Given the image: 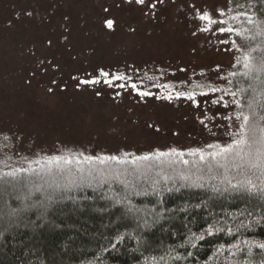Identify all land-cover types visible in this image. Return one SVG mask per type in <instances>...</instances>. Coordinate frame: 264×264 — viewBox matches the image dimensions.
Returning a JSON list of instances; mask_svg holds the SVG:
<instances>
[{
  "label": "rangeland",
  "instance_id": "374dc122",
  "mask_svg": "<svg viewBox=\"0 0 264 264\" xmlns=\"http://www.w3.org/2000/svg\"><path fill=\"white\" fill-rule=\"evenodd\" d=\"M225 3L0 0V165L203 152L236 140Z\"/></svg>",
  "mask_w": 264,
  "mask_h": 264
},
{
  "label": "trees",
  "instance_id": "16d2710c",
  "mask_svg": "<svg viewBox=\"0 0 264 264\" xmlns=\"http://www.w3.org/2000/svg\"><path fill=\"white\" fill-rule=\"evenodd\" d=\"M225 1L238 138L203 152L0 165V264H264V0Z\"/></svg>",
  "mask_w": 264,
  "mask_h": 264
},
{
  "label": "snow or ice",
  "instance_id": "6c2138e0",
  "mask_svg": "<svg viewBox=\"0 0 264 264\" xmlns=\"http://www.w3.org/2000/svg\"><path fill=\"white\" fill-rule=\"evenodd\" d=\"M135 3L138 4V5H144L145 4V0H135ZM149 7H155V5L154 4H150ZM199 19L202 20V21H205L206 23H211L212 22L211 18L206 13L202 14L199 17ZM106 24H107V27L111 28L113 26V21L108 20V21H106ZM202 30L206 31L208 29L205 27ZM229 31H232V30L229 29ZM237 35H239V33H237ZM243 60H244V67L246 69L251 70L253 68V61H254V58L251 56V53L249 52V53L245 54L244 57H243ZM259 67H260L261 70H264V58H261V60L259 62ZM114 79H120V78L116 77ZM98 82L99 81H90V83H98ZM81 83H89V82L81 81ZM142 95H144V94L142 93ZM188 98L191 99L190 96ZM243 121H244L243 127H248L249 126V116H247V115L243 116ZM249 132L251 133V135L248 137V143H250V144L256 143L255 129L249 127ZM260 133H261L260 142L262 144H264V128L260 129ZM239 143H245L244 137H241V140L239 141ZM229 150L230 149H224L223 151H229ZM261 155H264V154H261ZM259 247L264 249V244H260Z\"/></svg>",
  "mask_w": 264,
  "mask_h": 264
}]
</instances>
